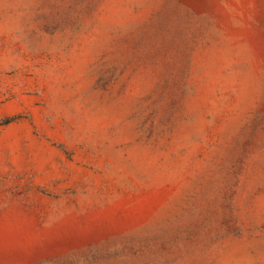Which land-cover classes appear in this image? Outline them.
<instances>
[{
    "label": "rangeland",
    "instance_id": "1",
    "mask_svg": "<svg viewBox=\"0 0 264 264\" xmlns=\"http://www.w3.org/2000/svg\"><path fill=\"white\" fill-rule=\"evenodd\" d=\"M0 264H264V0H0Z\"/></svg>",
    "mask_w": 264,
    "mask_h": 264
}]
</instances>
